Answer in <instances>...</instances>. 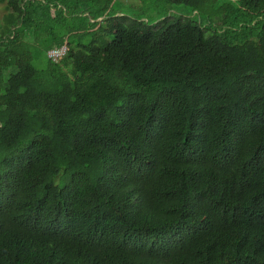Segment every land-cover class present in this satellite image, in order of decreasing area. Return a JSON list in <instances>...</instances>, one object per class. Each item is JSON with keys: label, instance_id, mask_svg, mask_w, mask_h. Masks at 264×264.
Listing matches in <instances>:
<instances>
[{"label": "trees", "instance_id": "trees-1", "mask_svg": "<svg viewBox=\"0 0 264 264\" xmlns=\"http://www.w3.org/2000/svg\"><path fill=\"white\" fill-rule=\"evenodd\" d=\"M52 1L0 0V264H264V0Z\"/></svg>", "mask_w": 264, "mask_h": 264}, {"label": "rangeland", "instance_id": "rangeland-1", "mask_svg": "<svg viewBox=\"0 0 264 264\" xmlns=\"http://www.w3.org/2000/svg\"><path fill=\"white\" fill-rule=\"evenodd\" d=\"M122 5L118 2V4L121 5L120 9L123 10L125 13L130 14L135 17L142 16L144 18L151 19H159L167 15H173V14H182V15H188V16H194L197 19L208 23L212 22L215 23L217 20H220L222 14H223V8L222 6L224 4H234L236 3V0H215L209 7L205 10L200 11V13H197L196 10H193L191 7L184 5V4H165L160 2V0H121ZM54 6V3L58 1H52ZM85 6H79L75 13V15H79L80 11ZM55 11V9H54ZM3 10L2 5L0 4V21L2 16ZM62 48L59 50L64 52L65 45L61 46ZM60 48V47H59ZM57 52V51H55ZM48 56V53H47ZM39 64V61H36Z\"/></svg>", "mask_w": 264, "mask_h": 264}, {"label": "built area", "instance_id": "built-area-1", "mask_svg": "<svg viewBox=\"0 0 264 264\" xmlns=\"http://www.w3.org/2000/svg\"><path fill=\"white\" fill-rule=\"evenodd\" d=\"M61 48H62V47L60 46V48L58 47V48L49 49V50L47 51L48 56L51 57L52 59H55V60H56V59L58 58V56L61 55V54L63 53L62 51L59 52V50H60ZM55 51H57V52H55Z\"/></svg>", "mask_w": 264, "mask_h": 264}]
</instances>
